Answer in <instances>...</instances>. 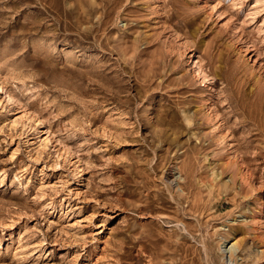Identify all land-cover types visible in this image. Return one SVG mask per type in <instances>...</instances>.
I'll return each mask as SVG.
<instances>
[{
	"label": "rangeland",
	"instance_id": "374dc122",
	"mask_svg": "<svg viewBox=\"0 0 264 264\" xmlns=\"http://www.w3.org/2000/svg\"><path fill=\"white\" fill-rule=\"evenodd\" d=\"M205 241L264 264V0H0V264Z\"/></svg>",
	"mask_w": 264,
	"mask_h": 264
},
{
	"label": "bare ground",
	"instance_id": "6f19581e",
	"mask_svg": "<svg viewBox=\"0 0 264 264\" xmlns=\"http://www.w3.org/2000/svg\"><path fill=\"white\" fill-rule=\"evenodd\" d=\"M32 1H34V0H32ZM39 1H41L42 2V4H44V5H46V2H47V0H39ZM52 1V0H51ZM49 2V1H48ZM53 2H54V0H53ZM56 3V2H55ZM54 3V4H55ZM47 4H50L51 5V3H47ZM53 5V4H52ZM55 6V5H54ZM55 8H57V7H55ZM9 9V8H8ZM38 10V9H37ZM59 10H60V8H59ZM54 14V13H53ZM59 14V13H58ZM59 18V17H58ZM186 163V162H185ZM187 164V163H186ZM176 168V167H175ZM174 168V169H175ZM178 168H179V171H180V173H182L183 174V177L184 178H189L190 177V175L188 174V172H186V169H185V167L182 165V166H178ZM189 169V168H188ZM190 171V170H189ZM178 174H179V172H178ZM179 177V176H178ZM192 177V176H191ZM196 178V177H195ZM185 181H188V179H186ZM191 181V180H190ZM189 181V182H190ZM197 181V180H196ZM194 182V181H193ZM195 183V182H194ZM195 185H197V184H195ZM204 185V184H203ZM183 187H186L187 186V183H183V185H182ZM210 186H212V185H210ZM182 187V189H185V188H183ZM189 188V187H188ZM205 188V187H204ZM195 189V188H194ZM192 190V189H191ZM193 202V201H192ZM190 205V204H189ZM202 215V214H201ZM223 235V234H222ZM223 237H225L224 235H223ZM224 239V238H223ZM226 239V238H225ZM214 240V239H213ZM222 240V239H221ZM202 241V240H201ZM207 241V240H206ZM204 242V247H202V248H204V251H205V262L204 263H206V264H227V261H226V259H227V248L225 249H222V245L221 246H216V247H218L217 249L215 248V246H213V244L211 245L210 244V242L208 243V242ZM223 242V241H222ZM225 243V242H224ZM216 245V244H215ZM211 246L212 247H214V250H213V252H214V254H213V252H212V250H211ZM224 246V245H223ZM237 246H236V242L234 243V244H232L231 246H230V248H228L229 250H228V252H231V255H230V259L231 260H233V256H234V252H235V248H236ZM240 247V246H239ZM197 252V254L202 258V256L204 257V255H201V252H199V248H196L195 249ZM184 257V258H183ZM215 257H218V263L217 262H215ZM241 257H242V255H241ZM187 259V256L185 255V256H180V258H178V260H179V264H192L191 262H189L188 263V261L186 260ZM203 259V258H202ZM229 259V260H230ZM204 260V259H203ZM174 262V261H173ZM176 262V261H175ZM187 262V263H186ZM204 263H202V264H204ZM238 263V262H237ZM178 264V263H177Z\"/></svg>",
	"mask_w": 264,
	"mask_h": 264
}]
</instances>
